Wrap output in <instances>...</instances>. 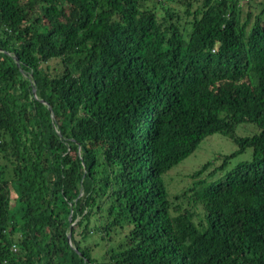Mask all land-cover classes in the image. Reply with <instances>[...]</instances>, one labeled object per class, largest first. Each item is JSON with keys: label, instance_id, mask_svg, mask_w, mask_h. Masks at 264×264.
<instances>
[{"label": "trees", "instance_id": "obj_1", "mask_svg": "<svg viewBox=\"0 0 264 264\" xmlns=\"http://www.w3.org/2000/svg\"><path fill=\"white\" fill-rule=\"evenodd\" d=\"M168 1L0 0V264H264V0Z\"/></svg>", "mask_w": 264, "mask_h": 264}, {"label": "rangeland", "instance_id": "obj_2", "mask_svg": "<svg viewBox=\"0 0 264 264\" xmlns=\"http://www.w3.org/2000/svg\"><path fill=\"white\" fill-rule=\"evenodd\" d=\"M246 2L247 1L244 0V10H248L249 7H254V11L258 10L259 7H256L254 3L249 4ZM165 3H171L174 6L178 5L177 2L172 3L168 0H165ZM183 20H185V18H183ZM185 25L188 28L190 27L189 23ZM49 64L51 67H54V65L57 64V60H52L49 62ZM258 131L259 128L257 124L252 122L239 123L235 127V133L238 136L252 135ZM237 147V144L229 135L223 133H214L212 135L207 136L203 141H201L198 148L190 156H188L183 161L169 169L163 175V179L168 188L169 198L174 202L173 204H182L183 206H189L188 199L184 198L183 196L185 193V196L190 197L192 191L189 188L193 186L194 181L198 178L193 177L192 173L201 168V166L207 161H212V164L210 165L208 170L201 175V177L206 176L209 171H211L214 167L220 165L223 162V158L226 154H230L231 152L236 150ZM252 154L253 148H247L245 152L230 159L225 171L229 170L230 168L234 167L242 161L250 160L252 158ZM222 173L223 172H218L216 174V177L220 176ZM178 195H181L182 197L177 200L176 196ZM190 207L194 210V212H196V217L198 218L203 211L202 206L191 205ZM100 237V233H96L92 237V240L100 242L98 247L95 248V253H97L98 256H100L107 248L105 242L103 240H100ZM102 244L104 247L102 246Z\"/></svg>", "mask_w": 264, "mask_h": 264}, {"label": "water", "instance_id": "obj_3", "mask_svg": "<svg viewBox=\"0 0 264 264\" xmlns=\"http://www.w3.org/2000/svg\"><path fill=\"white\" fill-rule=\"evenodd\" d=\"M68 237H69V240H70V237H71V232L69 233Z\"/></svg>", "mask_w": 264, "mask_h": 264}, {"label": "crops", "instance_id": "obj_4", "mask_svg": "<svg viewBox=\"0 0 264 264\" xmlns=\"http://www.w3.org/2000/svg\"><path fill=\"white\" fill-rule=\"evenodd\" d=\"M256 1H258V2L260 1L261 2V0H256Z\"/></svg>", "mask_w": 264, "mask_h": 264}, {"label": "built area", "instance_id": "obj_5", "mask_svg": "<svg viewBox=\"0 0 264 264\" xmlns=\"http://www.w3.org/2000/svg\"><path fill=\"white\" fill-rule=\"evenodd\" d=\"M16 249V248H15Z\"/></svg>", "mask_w": 264, "mask_h": 264}]
</instances>
